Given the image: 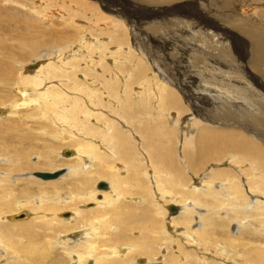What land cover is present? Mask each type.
I'll return each instance as SVG.
<instances>
[{
    "label": "bare ground",
    "instance_id": "bare-ground-1",
    "mask_svg": "<svg viewBox=\"0 0 264 264\" xmlns=\"http://www.w3.org/2000/svg\"><path fill=\"white\" fill-rule=\"evenodd\" d=\"M63 1L70 3L72 6V8H69L70 14H68L72 19L74 17L77 19L81 16L82 12L86 15L89 14L91 9H97L95 5L97 3H91L94 2L91 0ZM139 1L162 7V5L166 6L177 0ZM183 1H180L177 6H186L187 0ZM18 2V0H0V27L3 25V28H0L3 29L1 30L2 32L0 31V34L2 35L5 33L4 31H7L4 35L11 36L12 41H15V43L9 42L8 44L3 39L4 35L0 37V157L4 159L3 161L8 162L4 166L0 164L3 169L0 171V183L8 179L7 184H9L14 179V175H21L26 172L27 176L20 177V180L26 181L28 186L35 185V188L27 187L29 191L26 190L24 193L26 197L36 195L38 202L37 206H34L36 202L33 204L30 201L23 202L20 205L19 203L21 202H19L18 205L19 207L29 208L31 212L35 210L38 214L32 215L30 211L24 209V211L20 212L27 213L24 218L7 222L6 217L8 218L9 214L4 215L3 213L10 210V204L7 201L15 199L16 192L13 189L11 190V188L7 190L6 187L3 188L2 186L4 190L0 192V231L22 230L25 228L24 233L28 231L30 234L31 231L29 230L33 224L37 228L42 226L43 230L49 229L52 233H56L54 230L59 231V234L63 233L62 236H65L64 233L66 234L69 231L68 233L72 234L67 238L64 237L62 241L64 240L63 243L77 242L73 246L66 247V253L71 258H75V261H72L71 264H87L86 260L90 257L94 258L92 264H122L123 261L121 260L126 256L129 257L132 252L129 251V247L131 250H135L136 254L141 253L145 256L147 255L148 259L155 260L156 258H153L155 257V249H153L155 239H152V235L150 236V234L156 233L157 230L163 235L170 234L168 233L169 230L162 226V220L159 222L157 217H155L156 214L159 215L156 211L159 210L157 209L158 203L164 198L165 203L161 204L162 210L166 206L168 212L174 215H168V220L167 222L165 221L167 223L166 226H175L173 232H176L175 236L177 238L181 239L184 235L187 240L185 242L196 244L201 248V242L204 243V241H201L202 238L200 237L205 236L204 230H210L215 227L228 228L229 220L234 219V222L238 223L237 234L225 235L222 233L218 237L219 235L215 236L210 233V238H221L222 241L226 242L222 247L219 244H215L217 248L214 252L221 256L225 255L227 254L225 248L230 246L232 251V247L236 242L239 245L235 251L238 252L240 258H243L242 264H264V240H257L258 238L264 239V201L253 199L260 193L264 194L263 191L259 190L257 185V178L264 180V147L252 138L254 136L257 138L264 137V101L262 99L258 100L262 103V106L257 107L258 111H261V113H257L256 109L252 108V105L258 102V98L256 99V95L244 93L241 89L239 91L241 95L253 102L248 104L251 107L248 111L239 110L236 113L223 109L222 106L218 109L217 107H208L207 104L206 112L208 115L206 113L204 117L201 113H204L205 110L202 111V107L200 106L196 109L194 107L195 113H200L203 119L199 120V115L196 119L189 116L185 122L182 118L185 124V128L183 129H186L187 132L190 131L188 132L189 137L187 135L188 139L184 138L182 140V147L179 148L182 160H184V165L182 166L181 163L176 161L178 156L175 158L174 145L176 142L174 144L173 139L178 136L176 133L177 121L181 119V114L185 113L183 112L185 110L184 105L187 106L186 104L183 105V102L186 101L185 94L181 93L183 91L180 92L178 90L184 99L182 101L178 95L179 92L177 93L173 88L177 87V85L172 87L169 85L170 82H164L160 77L161 81L156 77L152 70L147 72L142 59L136 63L134 59L130 58L129 56L132 55L127 52L128 49L125 50V36L121 33L111 32L108 37L109 42L94 46V43H87L84 40L87 32L85 30L80 44L85 46L84 49L86 51L78 50L79 48L75 50V47L79 44L78 36L81 29V25L78 24L79 21L73 19L74 21L65 20L63 22L64 16L62 12L64 10L62 11L55 5L51 8L45 7L46 0L28 1L32 2L29 6H32L30 11L27 10L28 6L26 4ZM33 2H38L40 5L38 4L39 6L35 7ZM207 2L214 18L210 16L209 9L208 11H200V16H197L212 18L220 24H225L236 30L239 36L245 40L246 46H248L247 51L249 54L251 53L249 62L252 69L261 75V78L264 80V0H208ZM229 5L235 11H238L239 16L231 15L233 17H229V14L225 12ZM14 6L16 7L15 10ZM19 6L25 9H20ZM45 8H48V14L47 12L45 13ZM26 10L27 12H25ZM35 14L41 17H33ZM55 18L63 22L65 30H61L59 28L60 25L57 26L58 28L55 27L53 21ZM41 21L48 27H45V24ZM173 24L171 23V25ZM120 25L125 30L124 26ZM176 26L174 25V27ZM5 27H7L6 30H4ZM155 29L157 28H154V33H156ZM92 30L96 31L95 28ZM191 30L193 31L194 29ZM215 30L209 29V27L202 24L198 30H195L198 34L196 39L191 40L190 44L197 46L198 50L207 52L209 55L217 58H212L210 60L211 63L208 61L210 64H214L210 65L203 62L200 55L195 56L196 54L192 52V67L196 69L194 70L198 76L207 73L210 76L213 75L214 70L219 69L216 68L215 64L226 65L227 68L233 65L231 62L233 61L231 58V51H234L233 47L229 48L224 44L218 45L219 40L216 41L217 43H214L213 41L217 37L213 39L212 36H215L216 32H218ZM208 38L210 42L208 41L207 43ZM201 39H205L206 41H204L206 44L204 48L202 47L203 45L197 44ZM109 43L116 44V48L113 50L116 52L105 51ZM92 47L94 50H101L98 56H93L94 50ZM205 48L212 51H207ZM29 51L30 53L38 52L41 54V57L39 56L37 58L38 61L35 62L37 63L36 66L31 69L27 68L23 74L21 71L24 67L18 68V74H16V64L20 60H23L21 58L29 54ZM67 51H71V54ZM66 52L68 55H66ZM53 60L55 62H52ZM105 61L108 62L105 63ZM128 63H130V67L126 65ZM78 71L82 73V76L77 74ZM231 74L234 76L235 73L232 72ZM78 75L80 79H77ZM50 76L56 77L58 84L48 86L44 92L39 91L38 87L44 85ZM204 78H200V80ZM131 80L139 86L135 91L132 90V87H129V85H133L129 82ZM13 83L16 85L14 86ZM12 86L14 88L13 91H15L14 96H10L6 103L5 92ZM6 87L8 88L6 89ZM222 87L226 91L234 90L231 85L220 81V88ZM70 91H73V93ZM209 91L213 94H210ZM206 92L209 94L208 96L213 97L212 102L216 106H219V102L225 100V97L219 100L220 97L218 98L217 96V90H208ZM260 96L264 97L262 94ZM111 101L112 104H109ZM186 102L188 104V100ZM31 110L33 112L38 110L39 112L32 115L31 113L33 112H30ZM253 112L256 115H253ZM20 113H25L24 119L26 120H30L31 118L32 121L36 118V120H41L40 122L38 121L40 125L38 127L42 130H38V132L46 134L47 137L51 135V139L47 142L45 140L46 137L43 139V136L40 138L35 136L36 132L32 128L34 126L32 122H29V124L32 123L33 126L29 125L26 121H16V115ZM171 113L174 115L172 116ZM254 116L256 123L253 120V126L246 128L245 131L242 128H236L237 124L245 127L244 120L249 119V117L253 119L252 117ZM1 117H8L5 118L7 122H1L4 121L1 120ZM59 121L61 123L67 122L68 129L65 130L64 127H61L62 125L58 123ZM219 124H224L225 126ZM58 125H60V128H57ZM71 127L77 131L72 130ZM195 128L197 131L194 135L193 131ZM256 129H261L262 131L260 130L259 133ZM63 132L67 134V138L70 139L69 142L74 148L72 150L68 148L63 149L61 154L65 157V162L54 165L56 162H47V160H53L51 156L57 151L59 143L63 142L62 140L59 142V139H62L61 135ZM156 133L160 137H154ZM59 134L61 135L59 136ZM8 136L13 140L11 141L12 144L13 142H24L25 152L14 149L7 140ZM36 142L38 144L43 143L46 148L39 150L35 161L31 162L27 160L28 158L26 159L25 155ZM63 145H66L65 142ZM155 150L163 152V160L158 158L157 162H155L151 158L150 152ZM66 151H71V153L67 154ZM89 157L91 158L89 159ZM223 158H225V163L229 166L228 168L221 167L217 171L213 169L207 170L206 165L211 160L217 163ZM144 160L146 161L144 162ZM242 163H246V168L241 166ZM200 164L203 165L200 166ZM198 165L199 168L197 167ZM191 168L194 169L193 172L191 171L194 173L193 176L198 175L199 171L204 168H206L207 172L199 175V178L197 177L198 179L194 180L197 181V186L190 187L186 183L183 174H186L185 170L188 171ZM60 169H63V172L55 179L45 180L34 175L38 171L54 172ZM208 173L209 180L202 181ZM17 177L19 176H16V180L14 181L19 179ZM239 178H243L242 182H240L241 185L238 182ZM99 181L106 182L108 185L107 189L95 188ZM194 181H191V184ZM214 184L218 185V187L216 188ZM93 186L96 191L93 189ZM148 187L151 191L153 190L150 194L151 203L149 202L151 209L148 210L146 206L147 210L144 212L141 210L140 214L135 215L134 211L139 206L133 205L129 200H133L137 205L141 203L142 201L139 198L133 196L142 194L145 192V189L147 192ZM158 188L163 190L160 192L161 194L156 192ZM31 193L34 194L31 195ZM233 195L238 200L235 201ZM245 195H251L254 201H250L251 198L245 199ZM98 199L100 200L98 201ZM213 201L216 203L213 204ZM170 205L176 206L177 211H169L168 207ZM203 206H206V208H203ZM227 206H231L232 208ZM201 207L206 210V213H197L198 208ZM223 208H225V211H220ZM65 209L73 210L75 212L74 215L71 211H65ZM62 210L65 212H62ZM58 213L59 217L64 218H58ZM164 215L165 212L163 210L160 217L162 218ZM146 216H149L150 223L142 222L144 219H147ZM198 216L199 218H197ZM237 217L239 219H236ZM249 217L250 220L248 219ZM76 219V223L74 221L72 224L69 222ZM197 219L200 220L201 226L191 229L193 221L199 222ZM249 222L252 223L249 224ZM65 225L71 226L68 229H64L63 226ZM178 225H182L179 227V229L181 228L179 233L176 229ZM137 229H140L141 231L139 232L142 233V240L139 243L131 236L132 232L137 231ZM32 230L34 231V229ZM207 232L209 231L207 230ZM31 236L32 238L29 240L36 239L34 235ZM47 240V244L43 246L41 244L36 246L34 242L33 246L29 247L28 245L29 248L25 247V245L23 247L19 241L17 243L20 246L19 249L18 246L11 247L6 245L8 251L9 249L12 250L14 255L4 256L3 260L5 262H2L0 259V264H29L31 262L28 261L30 255L47 258V253L53 248L51 240ZM221 240L219 239L218 241ZM35 241L39 242L38 240ZM52 241L54 242V240ZM149 241H152V246L151 244L149 245ZM123 243L127 246L120 245ZM120 248L126 251H122ZM0 249L4 248L0 247ZM61 249L63 250V248ZM181 249L179 248V250ZM110 250L114 251L110 252ZM182 252L179 255V259L178 255H167L166 258L170 262L169 264L185 262V259L189 258L190 255L194 256L192 264H209L210 262L203 253L197 252L195 255L189 252L187 257H185L186 254ZM26 255L28 256L26 257ZM34 257L31 259L34 260ZM116 257L120 260H117ZM127 257L124 259H127ZM11 258H14V261L11 262ZM38 258L43 260L42 257ZM235 262H239V260H234ZM44 263L46 264L47 262ZM212 264L215 263L212 262Z\"/></svg>",
    "mask_w": 264,
    "mask_h": 264
},
{
    "label": "rangeland",
    "instance_id": "rangeland-1",
    "mask_svg": "<svg viewBox=\"0 0 264 264\" xmlns=\"http://www.w3.org/2000/svg\"><path fill=\"white\" fill-rule=\"evenodd\" d=\"M18 1H19L18 3H21L22 2V4L23 3L26 4L28 6V9L27 10L30 11V9L32 7V6L29 7L32 4V2H28L30 0H18ZM91 1H94V2H91ZM91 1H90L91 3H94V4L97 3L95 5H96V7H97L98 10L97 9H93V10L91 9L89 11V14H86L85 15V13L82 12L81 16H79L77 19L75 17L73 18L76 21H79L78 24L81 25V27H80L81 29H80L79 36H78L79 37V44L77 45V47H75V50H77L79 48L78 50L86 51L84 49L85 46H83V45L80 44V40H81L82 36L84 35V31L85 30L87 32H86V34L84 36V40L87 41V43H94V46H99L100 43L101 44L102 43L104 44L107 41L109 42L110 40H109L108 37H109V34L111 32L112 33H121L123 36H125L124 48H125V50L128 49L129 51L127 50V52H129V54L132 55V56H129L130 58L134 59L136 63H138V61H140V59H142L144 61V64H145L146 68H147V72H149V71L152 70L154 72V74H155L156 77H158L159 79L161 77L164 82L165 81L167 83L170 82V84H169L170 86L173 87V86H176L177 85L178 88L177 87H173L174 90H176L177 93L179 91L180 92L183 91L181 93L185 94L184 97L186 98V101L188 100V104H187L186 101L183 102V105L186 104L187 106L184 105L185 110H183V112H185V113H182L181 114V116H182L181 119L179 118L180 119V120H178L179 122L177 121L178 124H177V127H176L177 128L176 133L178 134V136H177L178 139H177V137L173 139L174 140V144L176 142V144H175L176 145V148H175V145H174V151H175L174 153H176L175 158H176V156H178L176 158V161H178V163H181L182 166L184 165V162H183L184 160H182V155H181V151H180L179 148L182 147V140L184 138L186 140L188 139V137H189L188 132H190V131L187 132L186 129H183V128H185L184 127L185 124H184V121L182 120V118L185 120V122L187 121L186 118H189V116L194 117V119H196L198 117V115H199V118L198 119L199 120L200 119H203L202 118L203 116L200 115V113L199 114L198 113H195L196 110H194V107H195V109L198 108V106L202 107V111L205 110L204 113L203 112L201 113V114L204 115V117H205V115L207 113L206 112L207 104H208V107H212V108H216L217 107V109H218L220 106H222L223 109H228V110H231V112L234 111L236 113L239 110H241V111L247 110L248 111V109L251 108V107H249L248 104H251L253 102L249 98L244 97L243 95H241V93L239 92L241 89L244 91V93L246 92L247 94L256 95L255 96L256 99L258 98L257 101L258 100H261V99H262V101H264V97H261L260 96L261 94H262V96H264L263 95L264 94V80L261 78V75H259L258 73H256L252 69V67L250 65V62L249 61H250V58H251V55H250L251 53L249 54V52L247 51L248 46H246L245 40L241 36H239V33L236 30H234L232 27H228L225 24L222 25L218 21L212 19L214 17H212L213 14H211L212 11H210L211 9L209 8V4L207 2L208 0L207 1L206 0H187V2H186L187 5L186 6H182V7H178L177 5H178V3H180V1H183V0H180V1L177 0L176 2H173V3L169 4V5H166V6H163L162 5V7L161 6H158V5H155V4H149L147 2H144L143 3V2H141L139 0H91ZM198 1H200L199 2L200 4L198 3ZM40 2H42V1H40ZM201 2H202V4L203 3L204 4L202 5ZM33 4H34L35 7H37V6L40 5L38 2H35V3L33 2ZM107 4L109 5V7H108ZM53 5H55L57 8L61 9L62 11L64 10L63 11L64 13L62 12V15L64 16L63 17V20H62L63 22H65V20H69V21L70 20H73L71 16H68V14H70L69 13V8H72V6L70 5V3H67L66 1H63V0H50V1L49 0H46L45 7L51 8V7H53ZM41 7H43V6H41ZM19 8L20 9H25L22 6H19ZM15 9H16V7L14 6V10ZM47 9L48 8H45L44 11H45V13L47 12V14H48L49 11ZM208 9H209V12L211 14L210 16L212 17L211 19L206 18V17H203V16L199 17L200 16V13H199L200 11H203V10H207L208 11ZM27 10L25 12H27ZM225 12L227 14H229V17H233L231 15L239 16L238 11H235V9L233 7H231V5L227 6ZM97 14H101V15H97ZM194 14H195V16H193ZM95 15H97V16H95ZM197 15H199V16H197ZM98 16L101 17V18L99 19ZM33 17H35V18L39 17L40 18L41 16L35 14V15H33ZM195 17H197V18H195ZM180 18H182V19H180ZM185 18H186V20H185ZM203 18H205V19H203ZM57 19L55 18L53 20L54 21V24H55V27H57V26L60 25L59 28L61 30L64 29L63 22L62 21L60 22ZM118 22L124 26L125 30L122 28V26ZM42 23L45 24L44 22H42ZM171 23L172 24L174 23V24L171 25ZM176 23L179 25V28L180 29L178 28V25ZM202 24L203 25H206L207 27H209V29H212V30L213 29L215 30L217 28L216 29L218 31V32H216L217 34L215 33L216 35L215 36H212L213 39L217 37L216 40L214 39V41H213L214 43H217L216 41L219 40L218 45L219 44H224V45H226L229 48H232L233 47V50H234V51H231V58L233 59V61H231V62H232L233 65L231 67L227 68L226 65L215 64L216 68H219V69H215L214 72H213V75H211V76L208 73L207 74H203L202 76H200V75L198 76V74L195 73V70L196 69L192 67V64H193V61L191 59L192 52L194 54H196L195 56H199L200 55V58L203 59V62H205L207 64H210L211 63L210 60H212V58L213 59H217V58L209 55L207 52H203V51L198 50L199 48L197 46H195L193 44H190L193 40L196 39V37L198 35L195 30H198ZM174 25L175 26L177 25V26L174 27ZM44 26L45 27H48V26H46V24ZM196 27H198V28H196ZM0 28H3V25ZM93 28H95L96 31L95 30H92ZM104 28H106V29L104 30ZM150 28H152V30H150ZM154 28H157V29H155V32L156 33H154V31H153ZM189 28H190V30H188ZM6 29H7V27L4 28V30H6ZM191 29H194V30L192 31ZM1 30H3V29H0V31ZM4 32H5L4 34L7 33V31H4ZM194 32H196V33H194ZM219 33H221V34L219 35ZM4 34H2V35L0 34L1 35L0 37H2ZM88 37H90V38H88ZM221 37H222V39H221ZM3 39H5L6 42H8V44H9V42L15 43V41H12L11 36L4 35L3 36ZM98 40H99V42H98ZM204 41H205V39L204 40L201 39V41L199 40V43H197V44L203 45L202 47L204 48L205 45H206L205 44L206 41L205 42ZM208 41L210 42V39L207 40V43H208ZM228 43H229V45H228ZM194 46H195V48H194ZM190 47L192 48V50H191ZM115 48H116V44L115 43H109V44H107V47H106L105 51L116 52V51H113ZM92 49L94 50L93 47H92ZM208 50L212 51L211 49H208ZM99 51H101V50H98V49L94 50V52L92 53L93 56H95V57L98 56ZM102 51H104V50H102ZM24 52H28V51H24ZM67 52L69 54H71V51H67ZM67 52H66V55H68ZM141 54L143 55V57H142ZM40 55L41 54L38 53V52L30 53V51H29V54H27V55H25V57L21 58L23 60H20L16 64V68H17L16 74H18V68L24 67L25 68V69L23 68L24 71L23 70L21 71L22 74H23V72L26 71L27 66H29V65L35 63L36 61H38L37 58H39ZM52 62H55V60H53ZM106 62H108V61H105V63ZM126 65L128 67H130V63H128ZM210 65H214V64H210ZM217 65H218V67H217ZM232 72L235 73L234 76H233V74H231ZM77 74H79V75L82 76V73L80 71H78ZM79 75L77 76V79H80ZM129 76L132 77L131 74H129ZM229 76H231V77L229 78ZM203 77H205V78L202 79V80H200V78H203ZM55 78H53V77L50 76L48 78V81L45 82L44 85H41L40 87H38L39 88L38 90L41 91V92H44L46 90V88H48V86H52V85L58 84V79L57 78L55 79ZM189 78H190V80H189ZM191 79H193L194 81L191 80ZM220 81L222 83H227V84L231 85L234 90H228V91H226L223 87L220 88ZM129 82H130V84H133V85H129V87H132V90L133 91H135V89L137 90L139 88V86L137 85V83H135L134 81L131 80ZM173 84H175V85H173ZM15 85L16 84H14V86ZM204 87H206V88H204ZM3 88L5 89V87H3ZM7 88L8 87H6V89ZM13 89L14 88L12 86V87H10L9 89L6 90V92H5L6 93L5 94V96H6L5 99H7V100H5V102L6 101L8 102L10 96H14V92L15 91H13ZM208 90H213V91H216L217 90L218 91V95L217 96H218V98L220 97L219 100H222V97H225V100L223 102H219V106H216L212 102L213 101V97L208 96L209 94L206 92ZM243 91H241V92H243ZM70 92L73 93V91H70ZM180 92L178 93V95L180 96V99L182 100L183 97H182V94ZM209 93L210 94H213L210 91H209ZM41 98H42V96H41ZM193 102H194V104H193ZM238 102H240V103H238ZM8 104H6V105H8ZM109 104H112V101ZM258 106H262V103H260L259 101L256 104L253 103L252 108L254 110L256 109L257 113L258 112L261 113V111H258V109H257ZM36 108H38V107H36ZM192 110H194V111H192ZM30 112H33V110H31ZM37 112H39V111L37 110V111H35V112L31 113V114L34 115V114H37ZM173 112H175V111H173ZM171 114L173 116L174 114H176V112L174 114L173 113H171ZM207 115H208V113H207ZM253 115H256V114L253 112ZM16 116H17L16 117V121H18V122L26 121V122H28V124H29V122H32L33 123L34 126L32 125V123H30V124H31V126H33L32 128L36 132L35 133V136H38L39 138L41 136H43V139L46 137L45 140H47V142L51 139V137H50L51 135L49 137H47L46 134L39 133L38 132V130H42V129H39V127H38V126H40L39 125V122L41 120H36L37 118L34 119L33 121H32V118L30 120H26V119H24L25 113H20L19 115H16ZM263 116H264V114H263ZM5 118H8V117H5ZM5 118L4 117H1V120H4V121H1V122H3V123L4 122H7L6 121L7 119H5ZM9 118H14V117H9ZM252 118L253 119H251V117H249V119L244 120L245 127H242L241 125L237 124L238 126L236 125V128L239 127L240 129L242 128V130L245 131L246 128H249V127L253 126L254 123H256L255 122V120H256L255 116L252 117ZM253 120H254V123H253ZM58 123L60 125H62L61 127H64L65 130L68 129L67 122H62L61 123L59 121ZM246 123H248V124H246ZM60 125H58L57 128H60ZM219 125L225 126L224 124H219ZM71 128H72V130H75L73 127H71ZM36 129H37V131H36ZM260 130L261 129H256V131L259 132V133H260ZM75 131H77V130H75ZM196 131H197V129L195 128L194 131H193V134L194 135H195ZM183 132H184V134H182ZM60 135L61 134H59V136ZM187 135H188V137H187ZM61 137H62V139H59V142H61V140L63 142L59 143V146L57 147V151L55 153H53V156H51V158H53V160L52 159L47 160V162H50V161L51 162L52 161L53 162H56L54 165H59V164L65 162L64 161L65 160L64 159L65 157L61 154V152L63 151V149L68 148V149H71L72 150L74 148L73 145L70 144V142H69L70 139L67 138V134L65 132H63V134L61 135ZM154 137H160V136L156 133L154 135ZM252 138H253V140L255 142L259 143L260 145H262L264 147V137L257 138V137L254 136ZM7 140L9 141V144L12 145V147H14V149H19V150H22L23 152H25V148H24L25 147L24 146L25 143L24 142H21V143L20 142L19 143L18 142H13V144H12L11 141H13V140H11L9 138V136L7 137ZM64 142H65L66 145H63ZM41 145H42V147H40ZM67 145H69V146H67ZM44 146L45 145H43V143L42 144H40V143L38 144L36 142L33 145V147L30 148V150L26 153V155H25L26 156V159L28 158L27 159L28 161L34 162L35 161V158L37 157V153L39 152V150L46 148V146L45 147ZM184 154H185V152H184ZM150 155H151V158L155 162H157V159L158 158H161L162 160L164 158L163 152H161L160 150L151 151L150 152ZM90 158L91 157H89V159ZM3 160L4 159L3 158L1 159V157H0V162H1L0 164L1 165L4 166V165L8 164L7 161L5 162ZM146 160H144V162ZM245 164L242 163L241 166H244L246 168V165ZM202 165L203 164H200V166H202ZM117 166H119V165L117 164ZM206 166H207L206 167L207 170L213 169V170H216V171H217L218 168H221V167H226V168L229 167L227 165V163H225V158H223L221 161H219L217 163H216V161L211 160V162H209ZM197 167L199 168V165ZM206 168H204L203 170H200L199 173H198V175H196V176H193V174H194V173H192L193 170H194L193 168L188 169V171L185 170V173L186 174H183V177H184L186 183L189 184L190 187L191 186H197V181H194V180L198 179L199 178L198 177L199 175H202L205 172H207L206 171ZM2 170L3 169L0 166V171H2ZM19 172H22V171H19ZM25 173H23L24 175L23 174H21V175L20 174L19 175H14L15 176V177L13 176L14 179H12V181H10L9 184H7L8 181H9L8 179H6V181H5L6 183L5 182L0 183V188H1L0 189V192H1V190H4L3 188H5V187L7 188V190L8 189L10 190V188H11V190L13 189V191L16 192L15 199H12V200H8L7 201L10 204V206H9L10 210L8 209L9 210L8 212L7 211L4 212L3 213L4 215H8L9 214V217H10V216H13V215H15L17 213H20L21 211H24V209L30 211L29 208L27 209V208L19 207V205L20 204H23V202L26 203V202H29L30 201V203H33V204L36 202L34 204V206H37V202H38L37 201V196L36 195H33L34 193H31V195H33V196H31L32 197L31 198L30 195H29V197L31 199L30 200L29 197H26V195L24 193V192H26V190L29 191V189H27V187L35 188L34 187L35 185H30L29 184L30 186H28V183L26 181H23V180L21 181L20 180V177L27 176V174H25ZM16 176H19V177H17L19 179H17V181H14V180H16ZM208 177H209V173L207 174V176L205 178H203L202 181H208L209 180ZM257 179H258L257 180V185H258L259 190H261V191L264 192V180H260L259 178H257ZM19 180H20V182H19ZM242 180H243V178H239V181H238L239 182V185H241L240 182H242ZM106 181H108V180H106ZM191 181L192 182L194 181V183L191 184L192 183ZM164 184H165V182H164ZM2 186H3V188H2ZM214 186L216 188L218 187V185H216V184H214ZM95 188L93 186V189L94 190H95ZM162 191L163 190H161L160 188H158V190H156L157 193H160ZM21 192L24 193V194H22ZM152 192H153V190L151 191V189L148 187L147 192H146V189H145V192H143L142 194H138V196L137 195L136 196H133L135 198H139V200L142 201L141 203H138V205L133 200H129L133 205L135 204L137 207L139 206L137 208V210L134 211L135 212L134 213L135 215L140 214V211L141 210L143 212L145 210H147L146 209V206H147L148 210L151 209V204H150L151 203L150 202L151 195L150 194ZM133 197H131V198H133ZM251 197H252L251 195H245V199H250ZM234 198H235V195H233V199ZM253 199H256V200H259V201H264V194L263 193H260L259 195H257ZM99 200L100 199H98V201ZM234 200L236 201L238 199L235 198ZM231 201H232V199H231ZM250 201H254V200H252V198H251ZM19 202H21V203H19ZM13 203H15V204H13ZM18 203H19V205H18ZM163 203H165L164 198H162V201L160 203H158L157 209H159V210H156V211L159 213V215L158 214H156V216L154 214L153 215L155 217H157V219H158L159 222H161V220H162V226L165 229L167 228V230H169L168 233H170V234L163 235L159 230H157L156 233H151L150 234V236L152 235V239L153 238L155 239V241L153 242V246H154L153 249H155V252H154V256L155 257H153V258H156V259L155 260L148 259L147 258V255L145 256V255H143L141 253H137L136 254V251L135 250H131V248L129 247L128 248L129 251L130 252L132 251V252L130 253L129 257L126 256L128 260L127 259H124L126 257H124L123 259L121 258L122 259L121 261H123L122 264H146V263L149 264V262H150V264H169L170 262H168V259L166 258L167 255L174 256V254H175V256L178 255L177 257L179 259L180 258L179 255H180V253L182 251L186 254L185 257H187V254H189V252L190 253H194L195 255H196L197 252L198 253L200 252L201 254L203 253L204 256L207 259L210 260L209 264H212V262L215 263V264H242L241 261H242L243 258L242 257L240 258L238 252L235 251L236 249H238L239 243L236 244V242H235V244L233 246L234 248L232 247V251H231L230 246H228L227 248H225V251H226L227 254L221 256V255H218L216 252H214L215 249L217 248L215 246V244H219L222 247L224 244H226V242L222 241L221 238H219L221 241H218L219 240L218 238L213 239V238H210V236H209L210 233H212V235H215V236L219 235L218 237H220L222 233H224L225 235H228V234L229 235L237 234L236 233V229H238V223H235L234 222L235 221L234 219L229 220L228 228H226V227L225 228L224 227H221V228L220 227H215V228H212L210 230L207 229L209 232H207V230H204L205 233H206L205 236L203 235L202 237H200V238H202L201 241H204V243L201 242L203 246L200 245L201 248H199L196 244H192L190 242H188V243L185 242L187 240L185 239V236L184 235H183L184 237L182 236L181 239L180 238H177V236H175V233L176 232H173V230L175 229V226H173V225L172 226L171 225L170 226L169 225L166 226V224H167L166 222L168 220V215H170V216H174V215L171 214V213H169L168 210H167V207L164 206L163 210L165 212V215H164V217L162 216V218L160 217V214H162V211H163L162 208H161V204H163ZM215 203L216 202L213 201V204H215ZM171 204H173V203H171ZM79 206H81V205H79ZM91 206H89V207H91ZM12 207H13V209H12ZM227 207L232 208L231 206H227ZM203 208H206V206H203ZM203 208L202 207L201 208H198L197 213H200V214L201 213L202 214L206 213V210L203 209ZM230 208H229V210H231ZM77 210H79V209L77 208ZM179 210H180V207H179ZM65 211H71L73 213V215L75 213L71 209H65ZM65 211L62 210V212H65ZM220 211H222V212L225 211V208H223ZM82 212H84V211H82ZM31 213H32V215L38 214L37 211H35V210H34V212H31ZM194 214H196V212H194ZM57 216H58V218H64V217H59V213H58ZM9 217L8 218L6 217V221L7 222L8 221L9 222H13ZM146 217H147V219H144L142 222H144V223L149 222L150 223L149 216H146ZM197 218H199V216ZM236 219H239V217H237ZM248 219L250 220V217ZM24 220H26V219H24ZM197 220L199 222L193 221V223L191 224V229L192 228L193 229L194 228H199L201 226L200 220L199 219H197ZM3 221H5V220H3ZM21 221L23 222V220H21ZM39 221H41V220H39ZM73 221L76 223L77 222V219L76 220H71L69 222L72 224V223H74ZM251 223L252 222H249V224H251ZM70 226L71 225H65L63 227H64V229H68ZM181 226L182 225H178V227H176L178 233H179V231H181V228L179 229V227H181ZM31 227L32 228H30L29 231H31L32 233L30 232V234H29L28 231H27L28 233L27 232L24 233V229L25 228L22 229V230L21 229H16V230L14 229L13 230L14 232L11 231V230L10 231L9 230L8 231H6V230L0 231V244H1L0 247L1 248H4L6 250L5 251L4 249H0L1 250L0 251V259L2 260V262H5L3 260L4 259L3 258L4 256L6 257L7 255L8 256L14 255V252L12 250L9 249V251H8L7 246H11V247H15L16 246L17 247L18 246L17 243H19V242H20L21 245H23V247L25 245V247H27V248H29L30 246H33L34 245V242H35V245L36 246H38L40 244H41V246H43V245L47 244V242H48L47 239H49V241L51 240L50 242H51V244L53 246V248L50 249L49 252L47 253L48 254V257L46 258V257H43V256H38V257H42L43 260H44L43 261V260H41L38 257H34L36 255H30L28 258L31 259V258L34 257V260L33 259H31V260L29 259L28 261H31L29 264H45L44 262H47L46 264H60V263L61 264H64V263L65 264H71L72 261L73 262L75 261V258H71L66 253V247L67 246H73L77 242H72L71 241V243H67V242L66 243H63L64 240L62 241V239H64V237L67 238L72 233L69 234L68 233L69 231H67L66 232L67 236H66L65 233H64L65 236H62L63 233L62 234H59V231H55V230H54V232H56V233H52L49 229L48 230H46V229L43 230V228H41L42 226L37 228V226H35L33 224ZM168 227H170V228H168ZM32 229H34L35 232ZM38 231H39L40 234L38 233ZM139 231H141V230L140 229L139 230L137 229V231H134L131 234V236L133 238H135L138 243L141 242V240H142V233H140ZM136 232H138V233H136ZM148 232H150V231H148ZM31 235H34V238H36L35 240H38L39 242H36L34 239H31V240H33L31 242V240H29L30 238H32ZM59 235H60V237H59ZM163 236H164V238H163ZM170 236H172V237H170ZM52 240H54V242ZM209 240H211L210 243H208ZM257 240L259 241V240H264V239H259L258 238ZM30 242L32 243V245H31ZM211 242H214V243H211ZM60 244H62V245H60ZM150 244L152 246V241L151 242L149 241V245ZM28 245H29V247H28ZM120 245L121 246H123V245L127 246L125 243L120 244ZM178 245H179V247H178ZM142 246H143V244H142ZM19 248H20V246H18V249ZM61 248H63V250ZM179 248L180 249L182 248V249L179 250ZM120 249H122V251H126V250H123V248H120ZM195 249H197V250H195ZM111 250H110V252H113L114 251V250L113 251H111ZM27 256L28 255H26V257ZM193 257H194L193 255H190L189 258L185 259V262L183 261L180 264H192V259H194ZM225 257H227V258H225ZM92 258L93 257H90V258H88L86 260L87 264H92L93 263L94 258L93 259ZM116 259L118 260L119 258L116 257ZM234 260L235 261H238L239 260V262H235L234 263ZM10 261L11 262L14 261V258L13 259L11 258ZM9 264H11V263H9Z\"/></svg>",
    "mask_w": 264,
    "mask_h": 264
},
{
    "label": "water",
    "instance_id": "water-1",
    "mask_svg": "<svg viewBox=\"0 0 264 264\" xmlns=\"http://www.w3.org/2000/svg\"><path fill=\"white\" fill-rule=\"evenodd\" d=\"M36 64L37 63L31 64L27 68L31 69V68L35 67ZM66 153L69 154V153H71V151H66ZM62 172H63V169H60V170H57V171H54V172H39L38 171V172H35L34 175L36 177H39L40 179L47 180V179H55V178H57L60 174H62ZM107 186H108L107 183L104 182V181H99L96 184V188L97 189H107ZM168 208H169V211H171V212L177 211L176 206L170 205ZM26 215H27L26 212H22V213L13 215L10 218H11V220H18V219L24 218Z\"/></svg>",
    "mask_w": 264,
    "mask_h": 264
}]
</instances>
